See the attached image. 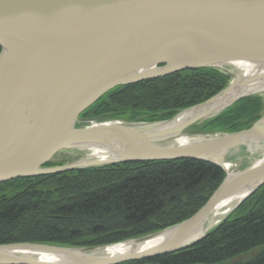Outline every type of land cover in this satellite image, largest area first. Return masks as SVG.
Masks as SVG:
<instances>
[{
    "label": "water",
    "instance_id": "95a60500",
    "mask_svg": "<svg viewBox=\"0 0 264 264\" xmlns=\"http://www.w3.org/2000/svg\"><path fill=\"white\" fill-rule=\"evenodd\" d=\"M242 61L264 63V0H0V182L177 159L203 160L224 172L206 202L173 225L100 245L3 243L0 264L136 261L188 248L221 224L264 184V161L254 164L258 148L264 152V113L237 131L204 129L239 99L264 92L227 97L239 76L230 64ZM196 68L232 78L168 119L81 116L117 86ZM93 147L106 150L105 157L91 158ZM60 152L82 156L47 165ZM228 201L233 204L223 217L208 225L207 216ZM157 238L158 244L141 251L102 252Z\"/></svg>",
    "mask_w": 264,
    "mask_h": 264
},
{
    "label": "trees",
    "instance_id": "16d2710c",
    "mask_svg": "<svg viewBox=\"0 0 264 264\" xmlns=\"http://www.w3.org/2000/svg\"><path fill=\"white\" fill-rule=\"evenodd\" d=\"M218 69L181 70L117 86L81 114L155 121L222 89ZM259 96L236 101L207 131H237L258 118ZM61 164L55 161L47 165ZM224 177L196 159L124 162L0 182V244L36 241L100 245L173 225L196 212ZM119 264H264V184L194 245Z\"/></svg>",
    "mask_w": 264,
    "mask_h": 264
},
{
    "label": "bare ground",
    "instance_id": "6f19581e",
    "mask_svg": "<svg viewBox=\"0 0 264 264\" xmlns=\"http://www.w3.org/2000/svg\"><path fill=\"white\" fill-rule=\"evenodd\" d=\"M231 69H234L235 72H237L239 75L238 76V80L234 85V92L230 93L229 97L234 96L235 94H237L239 91H254V90H259V89H264V63H247L245 61L242 62H233L230 64ZM245 81H243L244 79H246ZM242 86L241 87H239ZM194 113V111H185L182 115L179 116V120L186 118V116H190ZM184 138L180 139V141H182ZM185 140V139H184ZM183 142V141H182ZM254 150H256L254 148ZM258 153L259 157L256 159L259 160H255L254 164H257L259 162L264 161V152H262V149L259 147L258 148ZM90 157L91 158H104L106 155V150L103 149H99L98 147H93L90 150ZM236 200V199H235ZM233 201H228L221 203L220 205H218L217 207L214 208V210L207 216L206 219V223L208 225H213L215 224L220 218L223 217V215L225 214V212L227 211L228 208H230L231 203ZM160 238H157L155 240H152L150 242H145V243H133V242H127V243H123V244H117V245H113L107 248V250H102V252L107 253V254H116V253H120V252H129V251H141L147 248H151L154 245L158 244L160 242ZM43 260H49V261H53L55 260L54 258L44 255L42 257Z\"/></svg>",
    "mask_w": 264,
    "mask_h": 264
},
{
    "label": "rangeland",
    "instance_id": "374dc122",
    "mask_svg": "<svg viewBox=\"0 0 264 264\" xmlns=\"http://www.w3.org/2000/svg\"><path fill=\"white\" fill-rule=\"evenodd\" d=\"M225 74H227V73H225ZM227 75L229 76V80H230L232 78V76L229 74H227ZM229 80H228V82H229ZM228 82H227V84H228ZM254 96H259V98H261L260 99L261 100L260 101L261 108L257 114L258 117H260L264 113V92H261L259 94H255ZM76 156L73 153L60 152L54 157L53 161L63 164V163L69 162L71 159H77L79 156H82V155H79L77 157Z\"/></svg>",
    "mask_w": 264,
    "mask_h": 264
}]
</instances>
